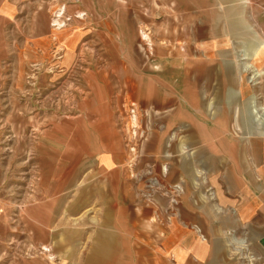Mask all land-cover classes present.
Segmentation results:
<instances>
[{"label": "crops", "instance_id": "1", "mask_svg": "<svg viewBox=\"0 0 264 264\" xmlns=\"http://www.w3.org/2000/svg\"><path fill=\"white\" fill-rule=\"evenodd\" d=\"M218 1L233 8L232 27L227 37L203 38L195 56L185 48L183 102L169 97L177 82L171 92L156 86L157 75L149 82L153 107L172 108L160 118L167 126L186 111L200 116L190 125L200 143L192 157H175L167 175L154 171L170 188L183 186L171 211L146 171L129 167L119 107L106 98L114 67L127 76L128 64L104 58L98 68L81 53L96 43L93 23L58 31L39 1L0 0V94L24 93L27 107L52 109L61 102L49 97L73 76L80 96L72 109L86 111L68 125L50 123L19 169L0 168V264H264V21L245 19L247 0ZM14 29L22 37L6 39ZM28 65L54 71L28 75ZM147 80L140 75V90ZM87 110L104 116L94 122Z\"/></svg>", "mask_w": 264, "mask_h": 264}, {"label": "rangeland", "instance_id": "2", "mask_svg": "<svg viewBox=\"0 0 264 264\" xmlns=\"http://www.w3.org/2000/svg\"><path fill=\"white\" fill-rule=\"evenodd\" d=\"M37 1H39L38 8L41 9L45 20H48V24L54 30L68 29L80 22L93 23L97 31L96 43L92 46H83L81 53L94 55L98 61L96 63L98 68L105 65L102 60L104 58L112 60V67L116 65L119 59L128 64L127 76L121 75L119 66L114 67L113 78L107 79V84L109 80L112 83V93L106 94V98L109 100V107L110 103L112 106L115 103L118 104L117 113L120 120L118 130L129 157V167L133 168V172H140L141 169L144 171L151 170L154 174L158 167L164 175H167L170 161L174 163V160L180 156L192 157L194 152L192 145L200 146V143L196 144L190 140L189 135L192 134L190 125L192 119L200 116L195 111L191 112L195 116L192 114L193 117L188 116L186 111L181 116L182 124L167 126L166 120L160 118L169 116L172 108H168L169 105L161 108L153 107L151 101L153 86L149 82L154 79L153 76L157 75L156 86H160L164 82L165 85H163L166 86L165 89L168 92H171L169 82H177L176 89L179 93L170 94L169 97L175 98L177 101L180 98L183 102L185 90L182 73L186 69L185 48L188 49L187 54L192 53L195 56L198 52L197 45L199 44L197 43H200L203 38L227 37L229 33L226 26L232 27L233 8L220 5L218 0ZM244 5H246L244 8L245 19L252 24H254L255 18L257 21H264L263 0H247ZM56 11H58L57 14L62 12V18H55ZM223 16L228 18L226 24L223 22L224 26H222L221 20ZM259 16L263 18L261 19ZM55 24L63 25V27L56 29L53 26ZM143 34L149 35V41L143 39ZM20 37H22V33L17 29H14L12 33L9 31V37L6 35V39L18 40ZM0 42H3L2 33ZM11 56L15 59L16 54L13 53ZM1 69H3L2 64L0 71ZM39 69L42 72L54 71L49 65L43 66V68L38 65H28L25 72L32 75L33 70L37 72ZM140 75L148 79L142 90H140ZM57 79L61 83L67 78ZM77 79V77L71 76L63 84L65 87L62 88L61 93L49 97L50 103L53 101L61 102L60 107L54 106L52 109L27 107V99L24 93H13L6 90L0 94V105L3 106L0 108V168L11 166L19 169L24 164V150L35 148L41 135L46 132L48 126H51L50 123L60 122L68 125L70 121L78 118L79 114L86 112L72 109L74 101L78 102L80 96L76 88L78 87ZM47 80L50 81L49 78ZM4 81H6L4 85L13 84V82L9 84L8 78ZM15 101L19 102L15 104L17 108L10 103ZM124 102L137 103L141 109L142 128L147 132L146 140L139 146V157L136 161H131L130 150L124 140L122 124V119L126 114ZM87 112L96 116L94 122L97 117L102 118L104 116L99 111L87 110ZM200 115L204 117L203 113ZM80 118H84L83 115ZM163 131L166 133L160 135ZM173 134L177 137L175 140ZM157 178L160 183L157 195H162L167 199L169 204L167 209H172L170 205L171 189L174 185H180L182 188L183 186L173 184L170 188L165 184L162 177L157 176ZM20 256L23 257L24 255H12L10 253L4 257L16 259L14 257Z\"/></svg>", "mask_w": 264, "mask_h": 264}, {"label": "built area", "instance_id": "3", "mask_svg": "<svg viewBox=\"0 0 264 264\" xmlns=\"http://www.w3.org/2000/svg\"><path fill=\"white\" fill-rule=\"evenodd\" d=\"M59 14L62 15V12ZM53 26H55L56 29H61L63 27V25L59 24H55ZM124 112L126 113L124 115L125 117L122 119L124 140L130 150L131 161H136L139 157V146L146 140L147 132L142 128V121L140 119L141 109L136 102H124ZM145 175L148 177L147 182L150 183L151 191L157 192L160 188L157 176H155L151 170H146ZM171 190L173 192L171 191L172 196L170 198V205L173 208L177 205V198L181 193H183V188L180 185H174ZM170 210L173 211L172 209ZM43 251L46 252L48 250L44 249Z\"/></svg>", "mask_w": 264, "mask_h": 264}, {"label": "bare ground", "instance_id": "4", "mask_svg": "<svg viewBox=\"0 0 264 264\" xmlns=\"http://www.w3.org/2000/svg\"><path fill=\"white\" fill-rule=\"evenodd\" d=\"M60 12V11H59ZM58 13V11H56L55 12V18H60L62 15H60V14H57ZM149 35L147 34H143V39L146 41H149V37H148ZM150 44H151V42H149Z\"/></svg>", "mask_w": 264, "mask_h": 264}]
</instances>
